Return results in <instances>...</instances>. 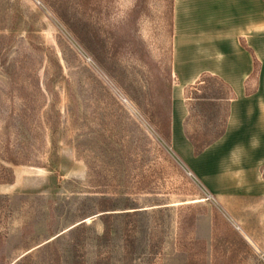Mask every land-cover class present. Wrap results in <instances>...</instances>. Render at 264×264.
<instances>
[{
	"label": "rangeland",
	"instance_id": "rangeland-1",
	"mask_svg": "<svg viewBox=\"0 0 264 264\" xmlns=\"http://www.w3.org/2000/svg\"><path fill=\"white\" fill-rule=\"evenodd\" d=\"M177 17L0 0V264H264V26Z\"/></svg>",
	"mask_w": 264,
	"mask_h": 264
},
{
	"label": "crops",
	"instance_id": "crops-1",
	"mask_svg": "<svg viewBox=\"0 0 264 264\" xmlns=\"http://www.w3.org/2000/svg\"><path fill=\"white\" fill-rule=\"evenodd\" d=\"M174 15H177L178 25L183 30H214L232 29L246 30L259 29L264 26V0H173ZM226 25L224 27L223 25ZM216 74L225 78L229 85V98L234 93L231 77L225 67L216 65L202 66L190 77L197 78L200 74ZM174 96H179V88L173 90ZM174 116L171 118L173 121ZM230 129V115L227 121L225 132L218 138L226 136ZM217 139V140H218ZM189 151L195 152V146L188 138ZM214 142L210 143L205 149L199 152L203 155Z\"/></svg>",
	"mask_w": 264,
	"mask_h": 264
},
{
	"label": "trees",
	"instance_id": "trees-1",
	"mask_svg": "<svg viewBox=\"0 0 264 264\" xmlns=\"http://www.w3.org/2000/svg\"><path fill=\"white\" fill-rule=\"evenodd\" d=\"M213 77L212 76H207L206 78H203V79H200L198 81V85L204 83L206 80L208 79H212ZM224 85V84H223ZM196 85H193L192 87H195ZM227 89V88H226ZM229 91V90H228ZM224 131V130H223ZM222 131V132H223ZM190 139L192 140L194 146H195V152L196 153H199L201 152L204 147L208 144L209 140L208 141H203V142H199L194 136H190Z\"/></svg>",
	"mask_w": 264,
	"mask_h": 264
}]
</instances>
